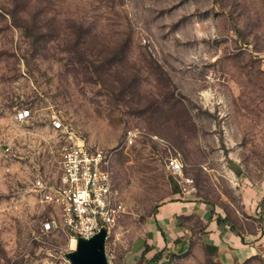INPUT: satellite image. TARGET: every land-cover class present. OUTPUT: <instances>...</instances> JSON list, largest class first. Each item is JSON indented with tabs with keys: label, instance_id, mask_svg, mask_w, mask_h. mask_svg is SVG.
Masks as SVG:
<instances>
[{
	"label": "rangeland",
	"instance_id": "rangeland-1",
	"mask_svg": "<svg viewBox=\"0 0 264 264\" xmlns=\"http://www.w3.org/2000/svg\"><path fill=\"white\" fill-rule=\"evenodd\" d=\"M70 141L111 152L126 212L108 262L174 251L172 264H222L195 232L174 250L165 209L197 197L243 217L264 183V0H0V264H71L75 245L42 229L56 212L33 187Z\"/></svg>",
	"mask_w": 264,
	"mask_h": 264
},
{
	"label": "built area",
	"instance_id": "built-area-1",
	"mask_svg": "<svg viewBox=\"0 0 264 264\" xmlns=\"http://www.w3.org/2000/svg\"><path fill=\"white\" fill-rule=\"evenodd\" d=\"M28 113L23 110L18 116L24 119ZM54 124L58 127L60 122ZM137 134L129 130L125 142L133 143ZM110 161L111 152L97 147L75 141L62 146L54 180L36 177L33 181L40 200L56 212L55 217L43 222V230L60 231L75 245L78 237L89 238L104 227L106 244L126 212L123 197L113 184ZM166 165L172 175H179L182 170L176 157H168ZM104 253L107 259L105 246Z\"/></svg>",
	"mask_w": 264,
	"mask_h": 264
},
{
	"label": "crops",
	"instance_id": "crops-1",
	"mask_svg": "<svg viewBox=\"0 0 264 264\" xmlns=\"http://www.w3.org/2000/svg\"><path fill=\"white\" fill-rule=\"evenodd\" d=\"M254 192L245 196L243 209L245 216L243 217H236V215L214 208L209 202L197 197L188 198L187 201L173 199L176 200L174 204L165 209L166 211L171 210L167 214L168 220L177 225L174 231L177 235L170 239L172 248H176L181 240L189 239L191 233L195 232L203 239L205 245L215 247L216 258L222 264H242L243 261L252 258L264 261V183ZM165 210L163 207L159 208V213H156L157 219L161 218L165 221ZM187 218L197 219L195 222L201 224L202 230H195L191 220L189 225L186 222L182 223V219ZM257 222L260 224L259 230L256 228ZM157 228L159 231L162 230L161 225L157 224Z\"/></svg>",
	"mask_w": 264,
	"mask_h": 264
},
{
	"label": "water",
	"instance_id": "water-1",
	"mask_svg": "<svg viewBox=\"0 0 264 264\" xmlns=\"http://www.w3.org/2000/svg\"><path fill=\"white\" fill-rule=\"evenodd\" d=\"M229 165L236 175H240L241 167L235 162H229ZM106 229L101 227L100 230L89 238L78 237L76 239L75 249L66 254L71 264H111L107 261L105 246ZM144 242L145 239L141 238ZM132 248V246H131ZM131 248L129 251H131ZM176 252H170L167 258L158 264H172V259ZM142 253L137 254L136 258L141 259ZM129 263H136V260ZM123 264V263H121Z\"/></svg>",
	"mask_w": 264,
	"mask_h": 264
},
{
	"label": "trees",
	"instance_id": "trees-1",
	"mask_svg": "<svg viewBox=\"0 0 264 264\" xmlns=\"http://www.w3.org/2000/svg\"><path fill=\"white\" fill-rule=\"evenodd\" d=\"M263 207H264V203H263ZM181 242H185V241L181 240ZM177 243H179V242H177ZM186 243L188 244V239L186 240ZM187 244H184V246L176 247V248H174V250L177 249V252L181 253V252L185 251ZM205 246L208 250L215 253L216 249L214 246H212V245H205ZM151 248L152 247L149 245L147 247H145L144 253L148 252ZM172 252H174V251H172ZM144 253L142 256H144ZM177 254L178 253H176V255ZM162 258H163V253L161 251H159V252H156L153 256H151L149 259H145L144 262L141 264H157Z\"/></svg>",
	"mask_w": 264,
	"mask_h": 264
},
{
	"label": "bare ground",
	"instance_id": "bare-ground-1",
	"mask_svg": "<svg viewBox=\"0 0 264 264\" xmlns=\"http://www.w3.org/2000/svg\"><path fill=\"white\" fill-rule=\"evenodd\" d=\"M73 244H74V243H73ZM73 244H72V245H73Z\"/></svg>",
	"mask_w": 264,
	"mask_h": 264
}]
</instances>
